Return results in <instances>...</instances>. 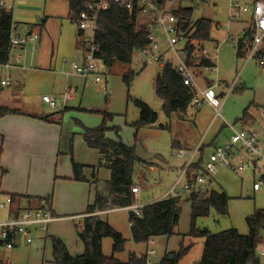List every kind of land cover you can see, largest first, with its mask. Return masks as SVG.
Returning a JSON list of instances; mask_svg holds the SVG:
<instances>
[{
	"label": "rangeland",
	"instance_id": "374dc122",
	"mask_svg": "<svg viewBox=\"0 0 264 264\" xmlns=\"http://www.w3.org/2000/svg\"><path fill=\"white\" fill-rule=\"evenodd\" d=\"M238 1L246 4L250 3L251 0ZM229 5L230 0H187L182 3L175 1L172 6V9H193V23L206 18L212 20L214 24L220 25L218 29L213 28L212 30L211 38L214 47H212L213 50L210 49V53H214L216 40L219 41L218 79L223 82L222 84H228L230 87L234 85L235 88L225 102L221 110V117L218 119H216V113L213 109L207 104H203L192 107L189 112L190 121L184 123L170 121L163 113L162 103L157 98L154 88L155 78L161 72L162 67L157 63L145 66L144 54L139 52L134 53L132 63L127 68L117 65L109 73L105 67L103 68V65H99L100 72L89 76L86 80L76 78L67 82V78L62 74L63 60L66 59L69 63L82 64L83 54L76 47L78 25L77 21L75 22L72 19L70 7L66 0L14 1L13 15L16 22H30V20H33V24H41L43 20L47 19L45 29L42 31L43 43L41 47L40 42L37 44L36 58L39 59L41 55L45 54L46 61L51 63L52 69L47 72L44 71L46 73L42 75L44 77L43 82L33 80L32 83L29 82L27 90L26 86L24 88L25 96H27L32 106H37L39 102L37 96L40 98L39 104L43 96L60 99L67 91L66 88L69 87L74 92H79V97L82 96L83 106L80 107V104L77 105L75 101L69 102L71 114H65L62 122L64 132L65 130L67 132L72 130L73 132V130L81 128L79 124H83L85 128L96 129L104 122L103 112H107L112 116V119L107 120L106 125L119 128L118 134L109 132L108 137L110 139L116 140L120 136L122 141L129 146L142 143L148 151L158 150L166 161L160 163V167L156 172H148L147 170L143 172V189L142 185L137 183L136 187H140L141 192L138 198L133 196L134 202L138 204H151L154 200L166 195L171 186L177 181L179 169L188 160V156L184 159L177 157L178 150L173 149V139L185 145L192 144L194 148L205 144L204 163H206L213 152V148L231 138L232 131L227 126L232 125L235 129H241V121L245 111L251 105L254 108L264 104V68L259 66L254 59L245 64L244 61L238 60L235 56V41L243 35L245 29L249 28V21L246 19L230 20L228 15ZM23 30L22 27L20 34L25 36L26 33ZM230 35L234 37V41L227 40ZM161 37L164 39L163 36ZM28 48H31V46H28ZM67 66L65 71L69 72L71 67L70 65ZM125 68L135 73L130 88H127L123 82V69ZM197 77L194 79L198 94L207 88L208 83L216 84V74H211L207 69H201ZM18 81L20 82V80ZM227 88L228 86L224 88V91H228ZM11 90L12 88H9L4 91L10 92ZM137 99L145 102L156 111L159 114L160 123L168 126L171 131L164 129L157 132L142 129L139 132V141L136 143V131L132 124L139 119V111L134 103ZM12 108L18 107L12 105ZM73 155L76 161L77 159L81 160L87 165H97L99 162L98 153L89 150L77 135L74 136ZM198 158L199 155L195 160L197 161ZM69 160L67 162L68 167L70 166ZM65 165L66 163L60 166V170H63ZM170 169L172 171H169ZM137 171L138 169L135 173V179L138 178ZM86 173L90 175L92 173L91 169L88 168ZM109 177L110 172L107 169L102 168L99 170L98 179L101 184ZM259 181L260 177L254 175L251 170L242 175L228 169L220 170L210 189L227 193L230 199L228 214L222 216L212 209L208 216L198 217L193 222L191 206L184 200L182 201L180 222L176 229V235L171 238L166 236L156 237L153 239L154 244L151 243L152 241L140 244L133 242L129 225L130 213L128 211H112L103 214L102 220L108 222L125 239L124 250L114 255V257L120 262L126 263L131 254L148 255L151 263H157L166 255L178 254L180 245L184 242L186 247L190 246V249L179 264H197L202 257L204 240L191 238L188 235L193 229H207L212 234H217L232 228L237 229L242 235H248L250 227L247 220L256 211H264V184L259 191H254V185ZM63 185L64 187L55 199L56 211L58 216L63 218L59 221L62 229H64L63 232L71 238H75L76 224L71 221L70 217L82 214L80 212L85 209L73 211V206H75V203L87 206V200L93 201L94 199L95 188L88 185V191L89 189L91 191L90 194H78L70 186L71 184ZM71 195L73 198L69 199ZM113 244L114 242L110 238L103 240V254L106 257L113 256ZM71 246L75 251L76 246ZM151 251H155L156 254L151 255ZM260 264H264V258H261Z\"/></svg>",
	"mask_w": 264,
	"mask_h": 264
},
{
	"label": "trees",
	"instance_id": "16d2710c",
	"mask_svg": "<svg viewBox=\"0 0 264 264\" xmlns=\"http://www.w3.org/2000/svg\"><path fill=\"white\" fill-rule=\"evenodd\" d=\"M69 4L73 21H77L78 15L86 9L87 0H66ZM164 1V0H163ZM185 2L187 0H174V2ZM1 2V0H0ZM181 30L187 38V64L193 66L197 63V52L204 44L211 41L213 21L200 19L192 22L193 9H172ZM99 30L96 35L98 53L103 64L111 70L116 64L130 65L135 52H141L148 48L149 33L145 27L137 23L134 13L113 5L110 9L103 11L99 17ZM14 29L13 11L0 6V64H5L10 56L11 34ZM80 39L81 34L78 31ZM251 40V32L247 31L240 40L238 56L241 57L248 49ZM197 44V48L193 45ZM247 47V48H246ZM211 63L200 59L199 67H209ZM135 73L127 71L123 74V80L127 88L131 87ZM155 92L162 100L163 113L172 121L176 118L185 122L188 109L195 98V90L187 86L177 72L169 66L162 69L155 82ZM135 106L140 111L137 122L132 124L136 131V143L139 141V132L144 128L168 129V126L158 124L159 114L148 104L141 100H135ZM19 114L18 111H10L0 108V117L7 114ZM104 122L96 129H85L84 140L88 147L96 149L101 155L98 167H104L111 171V179L106 183V193L97 188L95 203L90 205L84 214L92 215L84 220V227L78 231V237L85 246L84 254L72 256L66 244L58 237H52L53 256L56 264H179L188 254L190 246L186 247L184 242L180 245V252L173 253L174 260L166 255L161 261L151 263L148 255L131 254L126 263L120 262L114 257L125 248L123 235L116 231L108 222L95 215L112 209L131 206L134 202L132 189L136 187V167L143 163L137 156V145L128 146L122 139L112 141L107 138L110 131L119 133V128H110L106 125L107 120L112 119L109 113L104 112ZM247 110L242 119L246 118ZM47 120L46 118H42ZM173 149L178 150L179 143L173 139ZM204 151L200 146L199 158L187 171V180L193 183L192 173H204ZM73 156V153H72ZM196 159V158H195ZM74 180L78 182L87 181L84 177V166L72 159ZM192 172V173H189ZM264 180V178H263ZM92 183L98 184L94 174ZM13 203L18 204L20 197L12 196ZM172 198L166 197L162 200L148 204L143 209L142 218H136L132 213L129 215L132 240L136 244L149 243L156 237L166 236L171 238L176 235V229L180 222L182 201L190 204L193 222L198 217L208 216L212 209L217 214L226 216L228 214L229 197L226 192L210 190L207 193H196L190 197ZM49 199V198H46ZM41 199H29L31 201ZM250 233L242 235L235 228L212 234L207 229H193L188 235L191 238L204 240L203 253L197 264H260L258 247L264 237V211H256L248 220ZM113 240V256L106 257L103 254V240Z\"/></svg>",
	"mask_w": 264,
	"mask_h": 264
},
{
	"label": "crops",
	"instance_id": "0c3cea01",
	"mask_svg": "<svg viewBox=\"0 0 264 264\" xmlns=\"http://www.w3.org/2000/svg\"><path fill=\"white\" fill-rule=\"evenodd\" d=\"M14 1L15 0H4V2L7 4L6 8L12 9L13 11ZM252 1L253 0H251L250 3ZM250 3H246V4H250ZM230 4H231V0H230ZM229 9H230V5H229ZM229 9H228V15H229ZM250 17L251 15H244L241 18V19H246L247 21H249L250 26L249 28L244 30L243 35L235 41L236 43L234 45L235 46L234 47L235 56L237 57L238 60L244 61L245 64L251 61V60H248V61L246 60V57H247L246 55L249 51L251 40L249 41L248 49L243 50L245 51V53L241 57L238 56V51H239L240 40L244 37L245 33L247 31H250L252 34ZM13 21H14V29L12 30L11 38L16 33L18 35H21L20 30L23 27L24 33L30 30L33 34L38 35L39 39L35 42H30L24 50H16V49L12 50L10 46V56H9L8 62L5 64H0V108L10 110V111H18L19 113V114L10 113V114L0 117V202H5L9 197H12V196L20 197V201L18 202V204L12 203L9 211H0L2 212L0 213V223L6 221L10 216L20 214L23 210L27 209L29 206L34 205V204H31L32 201L31 203H29V199H46V198L51 199V205H52L54 215L62 218L61 216H58L57 214V211H56L57 205H55V199L60 194L61 189L64 187L63 184H71L70 186L78 194H82V193L90 194L91 191L90 189L88 191V187H87L88 185L90 187L95 188L94 199L93 201H91L90 199L87 200V206H83L77 203H75V206H73V209H74L73 211L85 209L83 210V212H80L84 214L87 208L90 205L95 203L96 195H97V188L106 193V183L111 179V171L107 169L110 172V177L103 184H101L100 180L98 179L99 170L104 168V167H98L100 163L101 155L98 150L88 147L87 143L84 140V131L85 129H89V128H85L83 124H79L81 128L79 129L77 128L73 130V132L72 130L71 132H67L66 130L64 132L63 130L62 122L65 118V114L66 113L71 114V112L69 111L70 110L69 105H68L69 102L75 101L77 102L76 103L77 105L80 104V107L83 106L82 96L79 97V92L77 91L74 92L73 99L67 103L64 110L61 109V107L51 108L47 103L43 101V98H42L41 103L39 104L40 102L39 96H37L39 100L37 106H32L30 104L31 102H29V100L27 99V96H25V92H24L25 86L27 90V85L29 84V82L31 83L33 81L43 82L44 77L42 75H44L47 71H50V69H52L51 63H48V61H46L47 58L45 54L41 55L39 59L36 58V55L38 52L37 44L40 42L39 44L41 47L43 43L42 31L45 29V24L47 22V19L43 20L41 24H33L34 22L33 20H30V22L28 21H24V22L17 21L16 22L14 20V15H13ZM219 27H220L219 24H214L213 22V28L218 29ZM78 31L76 34V40H77L76 47L83 54V62H82L83 64L84 63V44L78 37ZM159 35H161V33L156 34V36L159 37V39L163 40L161 37L162 35L161 36ZM227 40L234 41V37L230 35L228 36ZM219 44L220 42L216 40V50H214V53L211 52L212 53L211 54L210 49L214 47V42L212 41V38H211V41L208 42L207 44H204L202 46V49L197 52L198 61L193 66H189L187 64V51L185 50L187 43L180 47V53H181L180 57L187 64V66L190 67L191 69L192 78H193V84L191 86L195 90V98L193 100L191 107L188 109V112L186 115L187 120L185 122L190 121L189 112L192 109V107L207 104L205 102L200 103V104L196 103V100L202 99L203 92L206 89L210 87H213L215 89L217 95L223 102V105H222V108H223L225 102L227 101V99L229 98V96L231 95V93L233 92L235 88L234 85L230 87L228 84L226 85L222 84L223 82H221L218 79L219 77V73H218L219 72V68H218ZM193 45L196 48L198 47L197 44L193 43ZM28 46H31V48H28ZM36 46H37V50L34 49V47ZM211 50H213V48ZM144 51H141L139 53L144 54ZM207 55L209 56V58L206 57ZM17 57L20 58V61H21L20 66L21 67L24 66L25 69L19 68L20 66L12 67V65L16 63L15 61ZM51 58H52V55H51ZM144 58H145V62H144L145 66L151 63H156V62H151L147 60L145 54H144ZM200 59H204L210 62L211 66L199 67ZM157 64H159L162 67L161 71L163 68L167 66H169L171 69L175 71L174 68L177 67V65L179 64V60L175 59L173 63L169 65H162L160 63H157ZM67 65H70V63L68 64H65L64 62L62 63V67H63L62 74L67 78V82L73 79H76V78L83 79V80L87 79V78H82L78 76L76 77L68 76L72 72V69H70L69 72H66L65 69L66 67H68ZM102 65H103V68L105 67V69L110 73L112 72L115 66L121 65V64H116L111 70H109L104 64ZM130 65H122V66L127 68ZM126 68L123 69L124 73H126L127 71H130ZM201 69H205V70L207 69L209 70L211 74H216V84L208 83L207 88L198 94L194 78L197 77V75H199V72ZM196 72L198 73L197 75H196ZM102 74L104 73L102 72ZM157 76L155 78V82H156ZM7 79H9L10 85L3 87L1 85V82ZM18 80H20V82ZM14 86L16 87L14 88ZM227 86L228 88L226 90L228 91H224V88H226ZM9 88H12L10 92L4 91ZM154 88H155V84H154ZM66 89H71V88L67 87ZM160 101L163 106L162 100ZM12 105L17 106L18 108H12ZM262 106H264V104L254 107V108L251 105L247 109V116L241 121V125H242L241 129H247V128L252 127V124L258 118V110ZM47 108L49 110H46ZM72 110H75V109H72ZM221 110H220L219 115L216 116V119L221 117ZM213 111L215 112L214 109ZM139 117H140V111H139ZM42 118H46L47 120H44ZM172 120L178 121L180 123H184L182 121L177 120L176 118H173ZM158 124H161L160 120H158ZM110 128H113V127H110ZM227 128H229V125L227 126ZM144 129L146 131H157V132L164 130V129H158V128H144ZM110 132H113V131H110ZM71 134H72V138H71ZM108 134L109 132L107 133V138L110 139L108 137ZM232 134H233V131H232ZM76 135L79 138H81V140L83 141V143L86 145V147L89 150L95 151L99 155V162L97 165H87L85 162L78 160L76 157L78 164L83 165L85 167L83 171L84 177L87 180L85 182H78L74 180V171H73V164H72V159H74V155L72 156V153L74 152V136ZM119 138L122 139L120 136ZM119 138H117L116 140H112V139L110 140L118 141ZM227 142L223 144H217L216 147L213 148V152L216 148L224 146ZM178 143L180 144L179 145L180 147L178 148V150L184 149L188 153H192L193 151H195V149L198 148V147L194 148L192 144L185 145L180 142ZM204 145L205 144L201 145V147L205 149L206 147ZM142 146L144 147L143 144ZM144 149L146 150L147 153H152L153 155H158L159 157L158 158L153 157L151 159L142 160L143 163L136 167V170L138 169L137 171L138 178L135 179L136 184L138 183L142 185L141 186L142 189H143L142 181H143V176H144L143 172L146 170L148 172H156L157 169L160 167V163H162L163 161H166L160 155V152L158 150L148 151L145 147ZM184 158H179V159H184ZM68 159H70L69 167L67 166ZM77 161L75 160V162ZM65 163H66L65 168H63V170H60V166H62ZM185 164L181 167V169H179V177L177 181L171 186V188L174 187L175 184H177L178 182H180V185H183L185 181L189 182L187 180L188 175H186V177L182 176L183 174L182 168L184 169ZM88 168L91 169L92 171L90 175L86 173V170ZM204 169H205V164H204ZM169 171H172V169H170ZM94 174L96 176V179H98V184L92 183ZM193 175H194L193 179H195L196 177L195 175H199V174L192 173L191 176ZM167 193L162 198L154 200V202L168 197ZM72 198L73 197L71 195L69 199H72ZM58 211L60 212L59 208H58ZM118 211H122V210H118ZM109 212L111 211L110 210L105 211L103 214H106ZM98 213H102V212H98ZM82 214H78V215H82ZM103 214L98 215V216H100L101 218ZM72 222L74 223V221ZM56 224H60L59 221L51 224L47 231H42L39 229L33 230V233H32L33 242L30 244L25 243V242H20L12 251L6 250V248L4 247L3 241L1 240V237H0V264H56L54 260V256H53L52 237L60 238L66 244L72 256H79V255L84 254L85 246L83 245V243L80 241L78 237V231H80L81 229L76 226L75 238H71L65 232H63L64 229H62L61 224L60 225H56ZM83 227H84V223H83ZM130 232H131V228H130ZM153 241L154 240H152V242ZM71 245L76 246L75 251L73 250Z\"/></svg>",
	"mask_w": 264,
	"mask_h": 264
},
{
	"label": "built area",
	"instance_id": "2783aa9c",
	"mask_svg": "<svg viewBox=\"0 0 264 264\" xmlns=\"http://www.w3.org/2000/svg\"><path fill=\"white\" fill-rule=\"evenodd\" d=\"M87 6L77 17V25L81 34L80 40L84 44V63H70L72 72L68 76H78L88 78L91 75L100 72L99 65L103 64L102 59L97 56L98 45L96 35L99 30V17L103 11L117 5L131 13L137 18V23L141 24L148 31L149 46L144 51L146 59L151 62L162 65L172 64L175 59L179 64L175 71L181 75L184 84L191 86L193 84L192 72L190 67L180 57V47L187 43L185 33L181 30L179 20L172 11L174 0H87ZM0 6L6 8L7 4L1 0ZM244 15H251V41L246 60L256 59L257 63L264 67V0H253L250 4L240 3L238 0H231L229 9V18L231 20H240ZM161 33L163 40L156 36ZM39 39L38 35L33 34L30 30L25 36L17 33L11 38L12 50H24L30 42ZM37 50V46L34 47ZM209 58V56H206ZM16 63L12 65L20 66V58L17 57ZM65 64L69 62L63 61ZM9 66V65H7ZM19 68L25 69L24 66ZM1 85L9 86V79L3 80ZM74 91L67 89L61 99H54L49 96H43V101L51 108L65 109L67 103L73 99ZM207 103L212 107L216 116L219 115L223 102L217 95L215 89L210 87L203 92L201 100H196L197 104ZM233 134L229 141L221 147L214 150L208 161L205 163L204 173L196 175L193 183L185 181L183 185L180 182L168 192L167 196L172 198L190 197L196 193H207L215 176L220 170L228 169L236 174H245L251 170L255 175L260 177V181L255 183L254 191H259L264 184V106L258 110V118L247 129H235L229 125ZM200 146L192 153L185 150H178L177 157H189L183 169L182 176L186 177L190 166L195 162ZM140 187L132 189L134 196H139ZM13 200L9 197L5 202H0V211H9ZM27 209L20 214L10 216L6 221L0 223V237L7 251H12L20 242L32 243L33 230L39 229L47 231L51 224L62 220L53 213L51 199H41L32 201ZM146 205L133 203L131 206L112 209V211L126 210L136 218H142L143 209ZM96 213L95 215H101ZM92 215L82 214L70 217L76 226L83 228L84 220ZM154 244V241L152 242ZM155 255V251L150 252ZM258 255L264 258V237L258 247Z\"/></svg>",
	"mask_w": 264,
	"mask_h": 264
},
{
	"label": "water",
	"instance_id": "95a60500",
	"mask_svg": "<svg viewBox=\"0 0 264 264\" xmlns=\"http://www.w3.org/2000/svg\"><path fill=\"white\" fill-rule=\"evenodd\" d=\"M137 156L141 160L151 159L153 157H156V158L159 157L158 155H153L152 153H147L146 150L144 149V147L142 146V144H140V143L137 145ZM168 258L170 260H174L173 255L168 256Z\"/></svg>",
	"mask_w": 264,
	"mask_h": 264
}]
</instances>
